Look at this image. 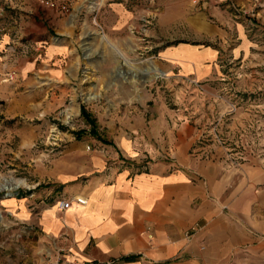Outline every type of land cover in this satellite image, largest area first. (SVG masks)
Here are the masks:
<instances>
[{"label": "rangeland", "instance_id": "obj_1", "mask_svg": "<svg viewBox=\"0 0 264 264\" xmlns=\"http://www.w3.org/2000/svg\"><path fill=\"white\" fill-rule=\"evenodd\" d=\"M213 48L215 72L168 55ZM150 64L166 74L138 71ZM182 146L234 168L264 159V0H0V179L27 182L0 190V264H43L16 208L39 213L51 178L94 153L179 168Z\"/></svg>", "mask_w": 264, "mask_h": 264}, {"label": "crops", "instance_id": "obj_2", "mask_svg": "<svg viewBox=\"0 0 264 264\" xmlns=\"http://www.w3.org/2000/svg\"><path fill=\"white\" fill-rule=\"evenodd\" d=\"M168 55L186 73L218 67L215 48ZM176 154L179 168L158 161L139 169L94 153L85 167L51 178L36 190L39 213L16 208L38 226L34 251L63 247L69 259L130 264H264V159L234 168L194 159L184 146Z\"/></svg>", "mask_w": 264, "mask_h": 264}, {"label": "built area", "instance_id": "obj_3", "mask_svg": "<svg viewBox=\"0 0 264 264\" xmlns=\"http://www.w3.org/2000/svg\"><path fill=\"white\" fill-rule=\"evenodd\" d=\"M59 207L67 209L71 206V200L67 198H60L58 200ZM43 264H130L129 262L121 258H108L105 260L95 259H69L66 256L65 249L63 247L56 248V250L50 251L44 257Z\"/></svg>", "mask_w": 264, "mask_h": 264}, {"label": "bare ground", "instance_id": "obj_4", "mask_svg": "<svg viewBox=\"0 0 264 264\" xmlns=\"http://www.w3.org/2000/svg\"><path fill=\"white\" fill-rule=\"evenodd\" d=\"M118 51L120 52L121 55H123V53L120 50ZM138 69H139L138 70L139 72L147 74L149 78H154L159 75L166 74L165 70H163L160 66L156 64H150L146 68H138ZM94 97H95V94H92V93L87 96L88 99H92ZM23 184H27L24 178L16 179L14 177L4 176L2 179H0V190L2 189L14 190V189L21 187V185ZM0 220H1V213H0Z\"/></svg>", "mask_w": 264, "mask_h": 264}]
</instances>
